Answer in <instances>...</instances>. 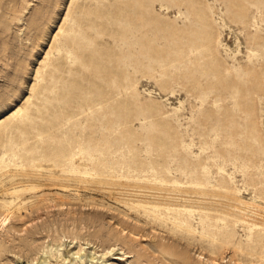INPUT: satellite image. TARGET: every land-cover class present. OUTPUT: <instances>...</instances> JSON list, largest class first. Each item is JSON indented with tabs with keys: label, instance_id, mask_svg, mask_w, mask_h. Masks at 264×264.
Returning <instances> with one entry per match:
<instances>
[{
	"label": "rangeland",
	"instance_id": "rangeland-1",
	"mask_svg": "<svg viewBox=\"0 0 264 264\" xmlns=\"http://www.w3.org/2000/svg\"><path fill=\"white\" fill-rule=\"evenodd\" d=\"M0 264H264V0H0Z\"/></svg>",
	"mask_w": 264,
	"mask_h": 264
},
{
	"label": "bare ground",
	"instance_id": "bare-ground-1",
	"mask_svg": "<svg viewBox=\"0 0 264 264\" xmlns=\"http://www.w3.org/2000/svg\"><path fill=\"white\" fill-rule=\"evenodd\" d=\"M8 219V217L6 218V220ZM83 250V248L80 249V251ZM94 254V253H93Z\"/></svg>",
	"mask_w": 264,
	"mask_h": 264
}]
</instances>
